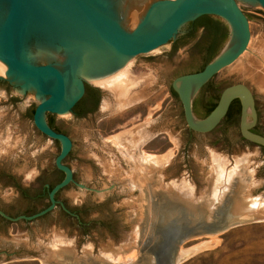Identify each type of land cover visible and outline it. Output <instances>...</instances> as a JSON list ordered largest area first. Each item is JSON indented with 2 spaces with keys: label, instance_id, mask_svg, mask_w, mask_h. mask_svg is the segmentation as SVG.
<instances>
[{
  "label": "rangeland",
  "instance_id": "rangeland-1",
  "mask_svg": "<svg viewBox=\"0 0 264 264\" xmlns=\"http://www.w3.org/2000/svg\"><path fill=\"white\" fill-rule=\"evenodd\" d=\"M156 1L140 0L135 9ZM238 4L250 21L249 45L232 65L212 77L211 85L206 87L207 82L200 88L191 109L196 119L205 120L226 89L242 85L252 94L257 114L250 132L264 138V10ZM188 29L189 24L175 41L186 37ZM201 33L176 50L174 41L133 57L127 71L138 86L130 90H113L90 79L88 86L99 91L100 100L85 118L46 114V122L53 116L57 130L73 145L63 164L73 171L74 183L61 191L57 201L69 205L71 213L89 204L93 209L89 219L113 222L81 237L56 224L57 209L30 223L0 219V261L15 251V245L24 250L55 242L62 245L57 251L60 264H102L101 253L115 260L114 242L135 229L140 249L128 256L134 262L147 256L149 249L161 251L169 237L185 233L181 250L188 251L178 264H264V146L242 137V108L232 123L224 116L207 133L190 130L172 92L176 78L197 73L205 65L200 50L192 49ZM227 41L228 37L219 43L217 54ZM4 74L0 73V211L13 217L32 215L48 205L47 191L63 178L55 167L62 145L43 136L30 118L41 99L20 86L14 88ZM249 114L247 124L253 121ZM143 156L152 158L149 164L142 163ZM215 179L220 181L218 187ZM175 195L200 206V211L187 212L186 219L178 222L167 210ZM255 200L261 207L248 210ZM250 211L254 213L249 221L234 226L226 222ZM64 248H73L77 256Z\"/></svg>",
  "mask_w": 264,
  "mask_h": 264
},
{
  "label": "water",
  "instance_id": "water-1",
  "mask_svg": "<svg viewBox=\"0 0 264 264\" xmlns=\"http://www.w3.org/2000/svg\"><path fill=\"white\" fill-rule=\"evenodd\" d=\"M139 1L0 0V72L7 73L9 82L15 84L14 88L20 86L24 92L28 90L41 99L32 121L43 136L61 143L55 167L64 175L63 180L49 191V203L44 209L17 217L0 211V217L9 223L37 221L55 211L58 205L71 215L67 209L69 205L58 202L56 195L74 183L73 171L63 164L73 145L70 138L48 126L46 114L73 116V109L84 96L85 86L89 83L84 74L99 73L96 79L100 80L117 73L133 57L173 43L185 34L186 25L202 16L223 22L228 28V41L202 71L173 81L171 87L182 104L186 124L196 133H207L226 115L231 102L238 99L242 108V137L264 146V138L250 132L257 122V114L254 98L244 86L226 89L205 120L196 119L191 109L200 88L219 71L232 65L249 45L250 21L238 2L264 10V0H158L142 10L135 9ZM246 106L253 117L251 124L246 122ZM220 110L222 112L218 115ZM174 197L176 200L168 202L167 210L178 217V222L186 219L187 212L200 211V206L193 202ZM208 210L211 213V209ZM252 216V213L238 214L228 217L226 222L230 226L239 225ZM136 235L137 231L133 229L119 242H114L112 258L115 260L101 253L98 258L102 264H178L184 260L180 258V249L187 235L182 233L177 238L169 237L161 251L149 249L147 256L143 255L140 261L134 262L128 256L135 248L140 249ZM50 243L46 248L35 245L24 250L15 245V251L6 256L10 260L5 258L0 264L9 261L60 264L57 251L62 245ZM64 249L77 256L73 248ZM82 257L87 258V255ZM118 257L122 258L121 263H118Z\"/></svg>",
  "mask_w": 264,
  "mask_h": 264
},
{
  "label": "trees",
  "instance_id": "trees-1",
  "mask_svg": "<svg viewBox=\"0 0 264 264\" xmlns=\"http://www.w3.org/2000/svg\"><path fill=\"white\" fill-rule=\"evenodd\" d=\"M188 31L189 32H188V35L186 37L180 38L174 42V46H173L172 50H176L177 48H179L181 46L187 45L191 40L195 39L198 31L202 32L201 37L193 44L192 49L200 50V52H202L204 50L205 44L208 42L209 39L213 38L215 40H218L220 43V42L225 41L228 37L227 29L224 26V24L219 19H216V18L211 17V16H202V17H199L198 19H196L195 21L191 22L189 24ZM216 55H217L216 49H211L209 52H207V54H205L203 56L205 58V65L203 66V68L200 71H202L213 60V58ZM211 82H212V79L208 81V83L206 84V87L208 85H211ZM172 92H173V94H175L176 97H178L173 90H172ZM87 102H88V99L86 97H83L75 105V107L73 109V116L75 118H77V119L85 118L87 116V114L93 113L97 109L99 102H98L97 106L92 111H89L86 114H81V109L86 105ZM214 109H215V106L211 107L209 109L208 114H211ZM240 109H241L240 101L238 99L233 100L231 102L228 110H227V113L225 115L224 120H226V122H228V123H232L236 119V117L239 116ZM34 110L35 109H32L30 114H29L31 119H33ZM48 126L53 131H55L56 133H61V132H59V130H57V128L55 126L53 116H49ZM63 178H64V175H63ZM63 178H62V180H63ZM52 188L53 187H51L47 191V200H48V193ZM60 193L61 192H59L56 195V200H57L58 195ZM96 207L97 208H94V209H98L99 205ZM67 209H69V208H67ZM57 210L59 212L60 221L58 219L56 221V224L58 226L64 228V229L66 228V229L71 230V232L72 231L77 232V234L81 237H86V236L90 235L91 233H93L94 231L99 230L98 227L102 226L104 224L107 226H110V225H112V222H113V220H110V221L108 220V221H105V223H104V221L99 217L94 218V219H89V217L87 215H88V213H90L91 210H93L92 208H90L89 204H84L81 207L75 209L73 211L74 214L71 213V215L65 213L60 205H58ZM52 213L48 214L45 217L50 216ZM6 215L13 217V216L9 215L8 213H6ZM22 215L29 216L31 214H22ZM0 219L4 223H8V221H6L5 219H3L1 217H0Z\"/></svg>",
  "mask_w": 264,
  "mask_h": 264
},
{
  "label": "bare ground",
  "instance_id": "bare-ground-1",
  "mask_svg": "<svg viewBox=\"0 0 264 264\" xmlns=\"http://www.w3.org/2000/svg\"><path fill=\"white\" fill-rule=\"evenodd\" d=\"M130 63L131 62H128L125 66H122V68L117 72V73H114V74H112V75H110V76H107V77H105V78H103V79H100V80H98V81H100V82H102L103 84H105L106 86H108V87H110V88H112L113 90H115V89H124V90H130V89H132V88H134L135 86H138L137 84V82L128 74V71H127V69H129V66H130ZM0 73H2V72H0ZM99 73H93V74H84L83 76L85 77V78H87V80H90V79H92V80H96V76L98 75ZM2 75V74H1ZM4 76H6L7 77V74L5 75L4 74ZM136 79V78H135ZM98 81H96V82H98ZM117 92H118V90H116ZM242 97H244V99H247L246 98V96H243V95H241ZM58 112H60V111H58ZM62 112V111H61ZM221 112H222V110H220L219 112H218V115H220L221 114ZM250 113V111H249V108L246 106V116L248 115ZM136 146V145H135ZM144 158L142 159V163L143 164H145V165H147V164H149V160L150 159H152L151 157L150 158H148V156L147 157H145V156H143ZM142 158V157H141ZM151 161V160H150ZM154 161V160H153ZM144 166V165H143ZM222 172V171H221ZM219 174V173H218ZM216 180V186L218 185L217 183H220V181H219V179H215ZM220 180H221V178H220ZM215 186V187H216ZM218 187V186H217ZM211 194H210V197L209 198H212V200L214 199V197H216L213 193H212V191L210 192ZM223 194V193H222ZM214 197H213V196ZM219 195V194H218ZM184 196V194L182 195V197ZM185 197H187V196H185ZM248 198V197H247ZM216 201V200H215ZM211 207H212V205H211ZM259 207H261V205L255 200V201H251L250 202V205H249V207H248V210L249 209H259ZM246 211V210H245ZM248 213H254L253 211H250V212H248ZM247 213V214H248ZM246 214V213H245ZM193 249H195V248H193ZM188 251V250H187ZM187 251H185V250H183V252H182V250L180 249V258H185V255H184V253L186 254L187 253Z\"/></svg>",
  "mask_w": 264,
  "mask_h": 264
},
{
  "label": "flooded vegetation",
  "instance_id": "flooded-vegetation-1",
  "mask_svg": "<svg viewBox=\"0 0 264 264\" xmlns=\"http://www.w3.org/2000/svg\"><path fill=\"white\" fill-rule=\"evenodd\" d=\"M218 45H219V41L218 40H215L213 38L209 39L208 42L205 44V48L201 52V54L204 56L211 49H217ZM173 46H174V43L172 45V48H173ZM83 97H86L88 99V102L81 109V114H86L89 111H92L97 106V104H98V102L100 100V94H99V91L97 89L86 85L85 86V94H84ZM90 114H92V113H89L87 115H90ZM250 131H254V129H250Z\"/></svg>",
  "mask_w": 264,
  "mask_h": 264
}]
</instances>
